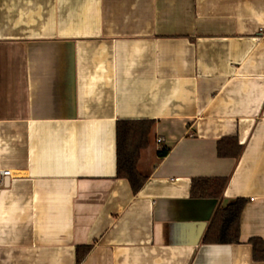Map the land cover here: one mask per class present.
<instances>
[{
    "label": "crops",
    "instance_id": "0c3cea01",
    "mask_svg": "<svg viewBox=\"0 0 264 264\" xmlns=\"http://www.w3.org/2000/svg\"><path fill=\"white\" fill-rule=\"evenodd\" d=\"M122 119L155 121L136 193ZM0 169V264H264V0H0ZM237 198L240 242H204Z\"/></svg>",
    "mask_w": 264,
    "mask_h": 264
},
{
    "label": "trees",
    "instance_id": "16d2710c",
    "mask_svg": "<svg viewBox=\"0 0 264 264\" xmlns=\"http://www.w3.org/2000/svg\"><path fill=\"white\" fill-rule=\"evenodd\" d=\"M153 119H122L117 122V176L127 179L134 193L146 182L148 175L139 168L142 151L152 141ZM220 156H238L241 145L234 138L222 139L218 145ZM160 157L167 154L166 149L158 151ZM227 178H197L192 182L191 195L195 198H220L227 185ZM246 204L244 198H237L225 207L214 212L204 234V242L239 243L241 215ZM254 257L264 260V239L254 237ZM92 245L77 247V263H80L91 250Z\"/></svg>",
    "mask_w": 264,
    "mask_h": 264
},
{
    "label": "built area",
    "instance_id": "2783aa9c",
    "mask_svg": "<svg viewBox=\"0 0 264 264\" xmlns=\"http://www.w3.org/2000/svg\"><path fill=\"white\" fill-rule=\"evenodd\" d=\"M162 140L163 139L161 137H159L157 139L158 143H161ZM10 175H11V171L10 170H8V169H6V170L5 169H0V186L4 184L5 178L10 176Z\"/></svg>",
    "mask_w": 264,
    "mask_h": 264
}]
</instances>
